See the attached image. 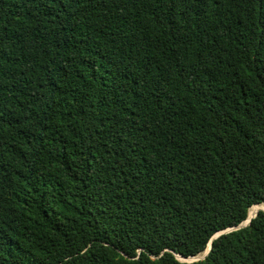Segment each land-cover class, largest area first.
Wrapping results in <instances>:
<instances>
[{
	"label": "trees",
	"instance_id": "obj_1",
	"mask_svg": "<svg viewBox=\"0 0 264 264\" xmlns=\"http://www.w3.org/2000/svg\"><path fill=\"white\" fill-rule=\"evenodd\" d=\"M258 204L264 0H0V264H264L176 258Z\"/></svg>",
	"mask_w": 264,
	"mask_h": 264
},
{
	"label": "water",
	"instance_id": "obj_2",
	"mask_svg": "<svg viewBox=\"0 0 264 264\" xmlns=\"http://www.w3.org/2000/svg\"><path fill=\"white\" fill-rule=\"evenodd\" d=\"M252 207V206H251ZM250 209V208H249ZM260 210H263L264 211V209H260ZM257 214V213H256ZM256 214H255V216H256ZM255 216H250L249 215V210H248V215H247V218L243 221V222H241L239 225H237V226H235V227H229V228H226V229H224V230H222V231H219V232H217V233H215L212 237H211V239L209 240V242H208V244H207V247H206V249L204 250L205 251V253H204V255L203 256H199L200 254H198V256L196 257V256H190V257H184V256H182V255H179V254H176V258L178 259V260H180V261H183V262H194V261H198V260H201V259H204L206 256H207V254L209 253V251H210V249H211V244H212V240L213 239H215V238H217L220 234H224V233H227V232H230V231H232V230H236V229H239V228H241V227H244V226H247L249 223H250V221H251V219L252 218H254ZM203 251V252H204ZM194 258V259H193Z\"/></svg>",
	"mask_w": 264,
	"mask_h": 264
},
{
	"label": "bare ground",
	"instance_id": "obj_3",
	"mask_svg": "<svg viewBox=\"0 0 264 264\" xmlns=\"http://www.w3.org/2000/svg\"><path fill=\"white\" fill-rule=\"evenodd\" d=\"M263 205H264V204H258V205H255L254 207L250 208L249 215H250V216H255V215H254L255 212H256L259 208H261ZM204 253H205V251L202 252L201 254L204 255ZM202 255H200V256H202ZM197 256H198V255H197ZM197 256H196V257H197ZM193 259H194V258H193Z\"/></svg>",
	"mask_w": 264,
	"mask_h": 264
},
{
	"label": "rangeland",
	"instance_id": "obj_4",
	"mask_svg": "<svg viewBox=\"0 0 264 264\" xmlns=\"http://www.w3.org/2000/svg\"><path fill=\"white\" fill-rule=\"evenodd\" d=\"M260 209H264V205L261 207V208H259L256 212H255V214L260 210ZM254 214V215H255ZM202 255V254H201ZM203 256V255H202Z\"/></svg>",
	"mask_w": 264,
	"mask_h": 264
}]
</instances>
